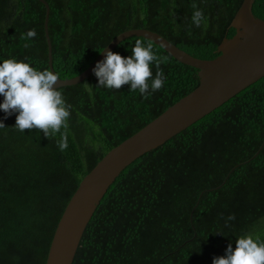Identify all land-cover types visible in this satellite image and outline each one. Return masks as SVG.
Segmentation results:
<instances>
[{"label":"trees","instance_id":"1","mask_svg":"<svg viewBox=\"0 0 264 264\" xmlns=\"http://www.w3.org/2000/svg\"><path fill=\"white\" fill-rule=\"evenodd\" d=\"M46 1L52 64L61 78L82 71L112 37L131 27L150 28L195 56L212 58L222 38L234 34L229 24L241 3ZM193 3L205 17L200 27L192 23ZM252 11L264 18V0H254ZM44 14L39 0H0L1 63L15 59L50 70ZM31 29L36 37L21 39ZM137 39L150 40L128 36L111 51L128 57ZM152 43L168 62L161 65L163 88L148 99L129 92V85L119 91L97 87L93 72L58 86L71 105L63 152L59 133L51 139L35 129L21 133L14 128L16 114L6 117L0 110V264H44L56 223L82 176L109 148L198 84L196 67ZM156 70L153 64V77ZM263 138L264 75L128 163L93 211L71 264H212L241 235L264 242V143L242 162ZM230 214L236 218L225 226Z\"/></svg>","mask_w":264,"mask_h":264},{"label":"water","instance_id":"2","mask_svg":"<svg viewBox=\"0 0 264 264\" xmlns=\"http://www.w3.org/2000/svg\"><path fill=\"white\" fill-rule=\"evenodd\" d=\"M39 1L45 7L43 30L48 67L55 73L48 33L49 3L46 0ZM253 1L241 0L229 24L235 28V32L230 37L222 38L216 49L218 54L212 58L195 56L150 28L131 27L112 37L82 71L66 78L58 76L59 81L55 87L84 80L93 72L96 63L104 59L108 50H112L124 38L138 35L152 40L177 60L196 67L198 84L135 132L109 148L82 176L56 223L44 264L72 263L83 230L93 211L108 186L128 163L264 75V18L253 13ZM263 143L264 138L253 155L242 162L254 157ZM239 163L231 167L225 179ZM225 179L212 188L221 186Z\"/></svg>","mask_w":264,"mask_h":264},{"label":"clouds","instance_id":"3","mask_svg":"<svg viewBox=\"0 0 264 264\" xmlns=\"http://www.w3.org/2000/svg\"><path fill=\"white\" fill-rule=\"evenodd\" d=\"M192 8L195 10L192 23L200 27L205 22L204 14L196 3L192 4ZM36 35V30L31 29L22 34L21 39L32 40ZM30 46L29 43L23 45L25 48ZM130 51L128 57L111 50L105 53L104 59L93 68L98 80L97 87L119 91L122 86L129 85V92L139 91L144 99H148L164 86L166 77L161 65L168 62V57L154 52L151 40L145 44L137 39ZM153 64L157 69L154 77ZM58 81V74L53 71H39L23 61L6 59L0 63V96L4 98L0 110L6 117L16 114L14 128L21 133L35 129L42 131L48 139L59 133L61 139L56 143L63 152L68 148L71 105L66 104L61 91L55 87ZM4 127L0 121V128ZM61 129L64 131L61 132ZM235 218L234 214L228 215L225 226ZM212 264H264V242L250 234L241 235L236 238L235 248L229 243L225 255L214 257Z\"/></svg>","mask_w":264,"mask_h":264}]
</instances>
